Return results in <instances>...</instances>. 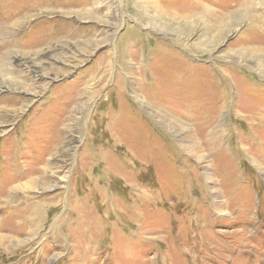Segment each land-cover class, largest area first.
Instances as JSON below:
<instances>
[{
    "label": "rangeland",
    "instance_id": "1",
    "mask_svg": "<svg viewBox=\"0 0 264 264\" xmlns=\"http://www.w3.org/2000/svg\"><path fill=\"white\" fill-rule=\"evenodd\" d=\"M0 264H264V0H0Z\"/></svg>",
    "mask_w": 264,
    "mask_h": 264
}]
</instances>
